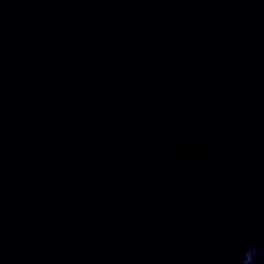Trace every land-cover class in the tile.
<instances>
[{
    "label": "water",
    "instance_id": "obj_1",
    "mask_svg": "<svg viewBox=\"0 0 264 264\" xmlns=\"http://www.w3.org/2000/svg\"><path fill=\"white\" fill-rule=\"evenodd\" d=\"M0 264H264V0H0Z\"/></svg>",
    "mask_w": 264,
    "mask_h": 264
}]
</instances>
